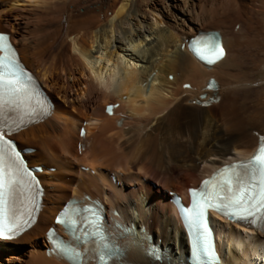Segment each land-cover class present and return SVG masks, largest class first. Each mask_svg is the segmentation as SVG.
Instances as JSON below:
<instances>
[{"label": "bare ground", "instance_id": "obj_1", "mask_svg": "<svg viewBox=\"0 0 264 264\" xmlns=\"http://www.w3.org/2000/svg\"><path fill=\"white\" fill-rule=\"evenodd\" d=\"M196 2L0 0V31L55 102L43 122L13 137L33 148L32 166L44 167V209L29 232L0 242V264H74L48 252L45 232L66 201L88 196L122 213L118 263L187 264L188 238L169 192L187 205L189 187L251 157L264 135V0H214L198 10ZM253 3L260 30L247 19ZM200 31L222 36L227 53L214 66L188 48ZM241 99L251 107L241 108ZM107 103H119L113 115ZM217 228L223 264H264V232L221 221ZM151 240L163 260L148 257Z\"/></svg>", "mask_w": 264, "mask_h": 264}, {"label": "snow or ice", "instance_id": "obj_2", "mask_svg": "<svg viewBox=\"0 0 264 264\" xmlns=\"http://www.w3.org/2000/svg\"><path fill=\"white\" fill-rule=\"evenodd\" d=\"M8 39L7 35H0V50L7 51L10 48V45L5 43ZM199 51L202 58L207 59L209 63H215L226 55L224 47L219 43L213 46L211 38ZM207 53H211V55H206ZM14 57L15 51L12 50L11 55L0 58V64L6 67V72L0 74V97L3 96L6 86L10 92H19L22 77L26 76L29 82L33 79L30 74L20 68L18 59H14ZM109 111H111V107ZM5 153H8L12 158V162L7 165V174L5 172ZM13 166H16V173L31 176V172L24 166L23 158L16 150L15 144L6 138L4 127L0 126V239L4 240L15 239L20 235L24 226L30 222V217L25 220L9 214L8 195L18 182L17 177L13 175ZM220 176L223 179L216 185L215 194L206 196L204 193L194 192L193 207L186 210L188 222L195 230L197 252L203 248L209 256L213 257L214 252L208 246L207 214L209 210L220 211L233 220L248 221L249 218H252L251 223H255L256 218L264 214V138H262L257 155L249 161L232 165L230 168L226 167ZM92 215L95 216L94 211H92ZM89 223L95 227L93 221L90 220ZM94 234L102 236L99 229H96ZM84 235L87 237L88 233ZM66 251L74 258H78L79 254L75 250L68 249Z\"/></svg>", "mask_w": 264, "mask_h": 264}, {"label": "rangeland", "instance_id": "obj_3", "mask_svg": "<svg viewBox=\"0 0 264 264\" xmlns=\"http://www.w3.org/2000/svg\"><path fill=\"white\" fill-rule=\"evenodd\" d=\"M213 2H214V0H197V2H196V4H197V10L198 9H201V8H204V7H209V6H211L212 4H213ZM254 4V3H253ZM248 4L249 6H248V10H249V15H247V19H251V21H252V23L255 25V24H257V27H256V30H260L261 29V26H259L260 24V17L258 16V15H260V13H259V7L257 6V3L256 4ZM253 6V7H252ZM251 7V8H250ZM257 7H258V9H257ZM251 9V10H250ZM256 10H258V11H256ZM250 11H251V13H250ZM256 11V12H255ZM259 14H258V13ZM247 13V14H248ZM252 14V15H251ZM109 15H111V13H109ZM255 17H254V16ZM248 16H250L249 18H248ZM251 16H252V18H251ZM258 17V18H257ZM257 21H258V23H257ZM133 25H135V22H133ZM260 27V28H259ZM240 30V25H236V27H235V29H234V32L235 33H237L238 31ZM254 33H256L255 31H252V30H247L246 31V35L248 36V37H250L251 38V36L252 37H254V36H257V33L256 34H254ZM246 48V49H245ZM244 48V52H245V50H246V52L245 53H247V54H245L246 56H248L247 58H249L250 59V56H251V52H253L254 53V51L253 50H251L250 48H248V47H245ZM247 50L249 51V52H247ZM250 53V54H249ZM250 55V56H249ZM248 59V60H249ZM170 80H172V79H170ZM183 90H185L184 88H183ZM245 98V97H244ZM245 102H247V103H245ZM239 106L241 107V108H244V107H248V108H250L251 107V103L250 102H248V101H243L242 99L239 101ZM245 110V109H244ZM72 112L74 113V114H77V111L76 110H72ZM225 133V132H224ZM227 133V132H226ZM253 134V136H254V132L252 133ZM226 136H230V135H226ZM177 176V174L175 175V177ZM115 179V178H114ZM153 188H154V190L155 191H157V187L156 186H154L153 185ZM225 235V233H222V243H223V246L224 245H226V237L224 236Z\"/></svg>", "mask_w": 264, "mask_h": 264}]
</instances>
